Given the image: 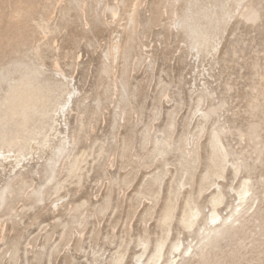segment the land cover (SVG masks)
I'll return each instance as SVG.
<instances>
[{"label": "rangeland", "instance_id": "1", "mask_svg": "<svg viewBox=\"0 0 264 264\" xmlns=\"http://www.w3.org/2000/svg\"><path fill=\"white\" fill-rule=\"evenodd\" d=\"M22 1L0 74L31 64L62 109L21 157L0 141V264H264V0Z\"/></svg>", "mask_w": 264, "mask_h": 264}, {"label": "bare ground", "instance_id": "2", "mask_svg": "<svg viewBox=\"0 0 264 264\" xmlns=\"http://www.w3.org/2000/svg\"><path fill=\"white\" fill-rule=\"evenodd\" d=\"M24 2V3H23ZM16 17L21 18L25 26L31 22V3L18 0L14 4ZM208 17L204 12H194L191 18H182L180 24L186 29L189 38L194 42L196 48L205 47L208 42L210 31H199L197 16ZM117 52V50H116ZM42 73L29 63L22 60H16L0 74V91L2 85L5 86L0 98V141L1 149H6L7 153H12L14 159L22 156V151L26 149L29 141L34 140L41 132L40 128L31 126L34 120L49 121V131L56 128L53 124L56 113L60 111L61 105H54L55 87L44 80H41ZM61 85H63L61 83ZM69 94V93H68ZM53 107L52 109H49ZM38 116V118H37ZM37 129V131L35 130ZM211 146V162L217 168L221 167V160L216 155L219 151V142L217 136H213L210 141ZM14 148H17L14 155ZM3 155V152L0 153ZM248 192L244 186L243 190L237 195L241 197ZM223 197L221 193L212 197V212L209 216L210 223H214L219 219L216 211L218 205L222 203ZM171 208L168 207L165 212V219L170 218ZM163 217V216H162ZM198 217V211L193 208L182 224L185 227H191ZM170 220V219H169ZM162 222V221H161ZM163 223V222H162ZM156 254L153 258V264H157L161 259L162 245H157ZM150 260V259H149Z\"/></svg>", "mask_w": 264, "mask_h": 264}]
</instances>
